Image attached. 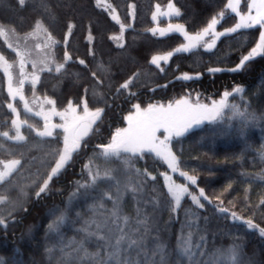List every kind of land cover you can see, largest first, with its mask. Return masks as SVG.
I'll list each match as a JSON object with an SVG mask.
<instances>
[{
  "label": "trees",
  "instance_id": "trees-1",
  "mask_svg": "<svg viewBox=\"0 0 264 264\" xmlns=\"http://www.w3.org/2000/svg\"><path fill=\"white\" fill-rule=\"evenodd\" d=\"M106 1L116 10L120 23L127 27L123 34V47L114 40L122 32L120 24L112 20L97 0H26L23 7L18 0H0V26L4 29L23 37L33 33L34 25L41 21L51 36L60 42L52 49L56 64L64 63V40L69 26L74 25L66 46L72 59L65 63L61 72H55V68L51 72L45 70L36 85L25 84L24 99L35 94L54 100L58 111L67 109L69 102L81 105L82 100L87 99L90 109H104L100 120L81 142L79 151L73 153L70 165L53 178L46 193L37 197L35 192L53 162L49 153L63 148V133L57 131L53 137H37L27 125L42 129L43 119L34 112L25 111L24 102L20 99H11L6 76L0 71V131L13 132L11 120L15 115L8 109V103H13L21 120L27 121L21 129L27 138L26 143L0 137V160H22V167L9 178L11 184H0V197H7L6 202L0 204V219L5 222L0 225V260L3 264H65L69 260L67 254L71 252L74 264H95L94 259L72 252L67 245L74 240H83L84 234L80 230L84 221L99 219L89 208L93 203L90 197L69 202L77 184L88 179L85 166L100 151L96 145H106L110 141L114 132L124 126L126 115L134 110L135 105L172 103L188 97L209 101L229 92V105L234 104L241 111L253 113L255 120L245 123L229 107L224 110L223 122L204 123L198 130L183 137L174 136L172 140L180 169L194 176L196 184L191 185L178 173L175 177L188 185L194 195L203 190L208 197L207 201L200 198L204 208L197 207L186 196L179 208L172 211L166 203L164 177L170 171L167 165L147 153L142 160L132 158L135 167L141 171L146 168L155 176V180L148 179L145 194L158 196L160 201L155 211L151 205L146 206L151 223L146 251L154 264H175L179 241L191 231L192 242L203 244L202 264L218 256L217 253H226L236 244L242 249V256L248 264H264V236L259 233V229L264 228V203H261L264 201V55L246 62L238 71H231L240 63L242 56L248 55L256 46L260 27L223 36L211 50L200 47L190 52L175 53L168 63L158 68L151 63L152 58L174 52L184 38L174 31L153 35L151 30L157 25L153 21V13L157 5L164 6L173 1L181 12L180 16L170 21L162 20L159 25L181 24L188 33L196 34L221 11L226 15L219 24L220 30L236 24L235 14L226 8L227 0ZM0 55L10 63L18 60L16 52L8 47L3 36H0ZM81 59L87 68L78 63ZM216 68L221 71H210ZM92 72L96 73L95 78ZM136 73L139 76L129 89H120ZM184 74H195V77L179 79ZM97 79L102 83L97 84ZM237 87L243 88L242 94L235 93ZM85 89H88L87 95ZM93 89L99 94L94 96ZM36 141H42V148L29 150ZM33 157L43 158L44 163L33 160ZM153 185L155 192L152 191ZM106 207L110 209L111 203L106 202ZM136 207V203L127 196L121 204L122 213L132 222ZM221 207L228 211L221 213L218 210ZM57 210L65 212L66 220L59 232H50L48 226ZM191 212L199 216L194 228L187 226V221L192 219ZM232 213L241 219L234 220ZM247 220L256 227L249 228L245 223ZM157 244L164 245L165 262H161L160 256L152 255ZM50 248L51 252L48 251ZM85 248L89 253L98 252L101 257L106 256V250L98 248L97 241L92 238L85 242ZM140 258L144 264V257L140 255Z\"/></svg>",
  "mask_w": 264,
  "mask_h": 264
},
{
  "label": "snow or ice",
  "instance_id": "snow-or-ice-1",
  "mask_svg": "<svg viewBox=\"0 0 264 264\" xmlns=\"http://www.w3.org/2000/svg\"><path fill=\"white\" fill-rule=\"evenodd\" d=\"M99 2V0H98ZM26 0H18V4L23 7ZM240 0H227L226 8L234 13L235 16L239 17V22L233 27L227 28L222 32L216 31V25L219 23L218 18H223L225 12L221 11L217 16H213L210 23L202 29L201 32L192 35L187 32L181 24L170 25L169 30L181 33L184 35L187 43L176 48L175 53L190 52L195 48L200 46L206 47L207 50H211L215 44L216 40L221 36L230 35L236 33L241 28H251L254 25H260L264 28V0H252V3L247 6L248 10L246 13H241L239 11ZM111 8V5H109ZM134 8V5L132 6ZM168 8L172 14L175 16H180L181 12L175 7L173 3L168 5ZM107 10V9H106ZM157 10H159V5H157ZM253 11L255 14L253 15ZM110 15L112 19L117 23H120L118 14L114 8L111 9ZM155 19V16L153 17ZM74 25L69 26V31L65 37L64 45V63H59L56 65L54 71L59 73L64 69L65 63L72 59L71 55L67 52V38L71 35V28ZM121 31L125 30V25L120 24ZM35 31H44L47 36V41L45 47L54 49L60 42L55 40L51 36V33L47 31L41 21H38L34 25ZM14 31V30H13ZM153 35L156 34V30H151ZM161 35H165L164 30H160ZM7 32L0 26V36H6ZM211 36V40L205 42L204 38ZM91 39V37H90ZM118 39V38H117ZM123 47V44L118 45ZM8 47L16 52L19 56V83L18 86H14L13 83V65L8 62L4 55H0V71L7 77V91L8 95L15 100L17 96L24 102V110L27 112H32V108L29 107L28 102L24 99L22 88L24 81L28 79L25 75V58L24 54L20 53L17 49L13 48L11 44ZM37 47H40L37 45ZM90 54L94 55L91 52ZM173 52H169L166 56H154L151 60L153 65L160 67L159 62L164 60L165 62L171 58ZM264 55V32L259 35V42L248 55L242 56L240 63L231 71H238L245 66V63L254 59L256 56ZM44 67L41 71H53L52 68L48 67L46 60L41 61ZM79 64L84 65L87 68V64L84 60H79ZM103 71V65H99ZM33 68H36V63L33 62ZM163 71V69H160ZM210 71L218 72L221 69H210ZM32 75L31 83L34 86L39 81V76L35 74ZM92 76L95 78L96 73L92 72ZM139 73L134 74L125 83L120 86V89H129V85L136 80ZM194 77L189 74H184L179 77V79L189 80ZM97 84L102 83L97 79ZM166 87V86H165ZM117 89V92L120 91ZM85 95H87L88 89H85ZM236 94H242L243 88H235ZM99 93L96 89H93V95L96 96ZM224 99L218 103L214 102L212 107L207 105L196 104L195 106L190 104L187 99L178 100L175 105L169 104L167 107L160 105H150L146 109L141 110L139 105H135L136 113L135 115H129L127 117L128 127L125 129H120L116 131L111 142L106 145H96L100 151L90 158L89 164L85 167L88 172V179L83 183H78L76 190L73 192L72 197H70V203L74 199L88 198L93 200V203L89 205L90 210L93 212L94 216H98L99 219H92L84 221V227L80 230L84 234V238L81 241H72L67 247L72 249V252L83 253L85 257L89 259H94L95 264H139V261L128 255L129 252H134L136 255H142L144 257V264H154L152 258L149 256L148 251H146V239L151 232V223L147 205L152 206V211L156 210L159 205L158 196H148L145 194V187L147 186L148 179L155 180V176L145 168L141 171L139 168L135 167V162L133 157L138 160L144 159L145 154L153 155L154 158L160 159L166 163L168 169L171 173H178L180 177H184L191 185L196 184V178L194 176L188 175L186 172L180 169V162L177 156L168 147L165 140H161L156 133L163 129L167 133L165 139H170L173 136L183 137L190 130H194L196 127L204 124L206 121L208 123H220L223 122L224 110L231 108L235 116L244 119L245 123L249 120H255L256 116L253 113H248L241 111L236 105H229L227 103V98L230 93L225 92ZM46 103L53 106V111L55 101L46 98ZM82 106V115H77V110ZM8 109L15 115V119L11 120L12 134L9 131H0V137H3L7 141H14L16 143H26L27 138L22 134L21 127L27 124V121H22L20 119V113L13 103L7 104ZM40 112L34 113L35 115H41ZM104 109L96 108L92 111L88 107L87 99H83L81 105H73L69 102L67 109L64 112H56L55 114L60 116L61 120L64 121L62 124H50L48 117L44 116V126L43 129H34L33 125L28 124L30 129L35 131V135L40 138L53 137V130L55 128H62L64 135L63 148L55 151L54 153H49L52 155V164L49 168L47 176L41 181L35 195L39 197L41 194L46 193L49 190V184L52 182L53 178L58 177L66 166L70 165L72 161V156L74 152H78L81 148V142L84 137L92 130L93 125L100 120ZM2 147V145H0ZM84 147H87L85 144ZM31 148H42V141H36L35 144L31 145ZM23 156V153H21ZM33 160H39L40 163H44L43 158L33 157ZM99 161V163H97ZM0 184L5 182L11 184L13 173L18 172V169L22 167V160L19 158H13L8 161L0 160ZM165 188L167 190L166 195L168 200L166 201L168 207L172 211H176L181 201L187 196L190 197L193 204L199 208H204V204L201 203V197L204 200H208L203 190L199 191L198 195H194L189 191V186L185 184H178L172 177L165 174ZM83 190V191H81ZM155 185L152 186V191L155 192ZM23 190L21 189V192ZM130 197L137 205L136 216L134 222L124 215L121 210V204L125 197ZM7 197H0V204H4ZM106 202L111 203L112 207L109 209L106 207ZM210 202V201H209ZM264 203V201H261ZM15 208V205H13ZM26 210V209H24ZM221 213H226L228 210L226 208L218 209ZM54 219L51 224H49L50 232H59L60 226L66 220V214L63 211L57 210L53 213ZM79 216V213H77ZM234 220L241 219L236 215V213L231 214ZM192 219L187 221V226L189 228L196 227V221L199 216L195 212H191ZM5 222L0 219V225ZM249 228H254L256 225L253 224L251 220L245 222ZM261 236H264V228L259 229ZM192 232L189 231L182 243L181 255L186 257L188 260H192L193 257L197 255H203L202 252L194 251L193 249H202L203 244H193L192 242ZM92 238L97 241V247L106 250V256L101 257L100 253H89L85 248V242ZM200 239L203 241L204 237L201 235ZM49 252L52 249H48ZM228 258L230 264H245L242 258V249L238 244L234 245L232 248L227 250ZM153 256H160L161 261L164 256V245L157 244L156 248L152 250ZM217 255H223V253H217ZM67 256L69 260L65 264H74L72 259V253H68ZM78 258V257H77ZM0 264L3 261L0 260ZM251 264V262H249Z\"/></svg>",
  "mask_w": 264,
  "mask_h": 264
},
{
  "label": "rangeland",
  "instance_id": "rangeland-1",
  "mask_svg": "<svg viewBox=\"0 0 264 264\" xmlns=\"http://www.w3.org/2000/svg\"><path fill=\"white\" fill-rule=\"evenodd\" d=\"M97 3L102 7L104 8L105 10L107 9V11L111 12V9L113 8L111 6V8L109 7V3L106 1V0H97ZM170 3H173V1H170L168 4L164 5V6H161L159 5V10H157V6L155 7V10H154V13H153V17L155 16V19H153L154 23H156L157 25L152 29V30H156V33L161 35L160 34V30H164L165 33L167 31H171L169 30V26L170 25H175L174 23H169L167 26H161L159 25L160 21L162 20H167V21H170L171 19L177 17L175 16L174 14H172L168 8V5ZM252 3V0H240V5H239V11L243 14V13H246L248 8L247 6L250 5ZM174 4V3H173ZM175 5V4H174ZM176 7V6H175ZM177 8V7H176ZM228 11L230 12V10L228 9ZM231 13V12H230ZM117 14V12H116ZM234 14V13H232ZM255 14V12L253 11V15ZM226 15V13H225ZM111 16V15H110ZM119 17V16H118ZM112 18V16H111ZM237 18V21L236 23L239 22V17L236 16ZM219 19V23L216 25V31L217 32H222L224 31L223 30H220L218 27H219V24L220 22L222 21L223 18H218ZM113 20V19H112ZM115 21V20H113ZM120 21V20H119ZM116 22V21H115ZM121 24V23H119ZM259 26L260 27V33L261 32H264V28H261L260 25H254L253 27L251 28H255ZM127 27H125V30L121 32L120 35L114 37V40L116 41V44L120 45L123 43V34L124 32L126 31ZM244 29H250V28H241L240 30H244ZM6 32H7V35L6 36H3L5 38V40L7 41L8 44H11L13 48L17 49L20 53H23L24 54V58H25V61H26V64H25V75L28 77V79H26L24 81V85H23V88H22V93H23V96L25 98V95H24V86L25 84H31V79H32V75L34 72L35 74H37L39 76V79H40V74H41V69L44 67V64L41 63V61H44L46 60L47 64H48V67L50 68H55L56 67V63L54 61V58H53V54H52V49L51 48H47L45 47V43L47 41V36L45 34L44 31H34L33 33L27 35V36H23V37H20V36H16L15 34H13L10 30L8 29H5ZM152 32V31H151ZM178 33V32H176ZM180 34L181 36H183L184 38V42L180 45H184L187 43V40L185 39L184 35H182L181 33H178ZM190 34V33H189ZM197 34V33H196ZM192 35H195V34H192ZM223 36L219 37L216 41L220 40ZM118 38V39H117ZM205 42H208L211 40V36L209 37H205L204 38ZM258 42H259V39H258ZM257 42V43H258ZM37 45H39L40 47H37ZM179 46V47H180ZM200 47H204L203 45L200 46ZM198 47V48H200ZM198 48H195L193 50H196ZM206 48V47H205ZM175 54V51L173 52ZM173 54V55H174ZM167 54H164V55H158V56H166ZM172 55V56H173ZM171 56V58H172ZM171 58L169 60H167L166 62L164 60H161L159 62L160 66L163 64V63H168ZM18 62H19V56H18V60L14 63H11L13 65L12 67V73H13V83H14V86H18V83H19V79H20V75H19V65H18ZM33 62L36 63V68L34 69L33 68ZM10 63V62H9ZM193 77H195V74L191 75ZM6 83H7V77H6ZM37 84V83H36ZM35 84V85H36ZM12 99V98H11ZM16 99H19V96L16 97ZM15 99V100H16ZM184 99H187L188 102L192 105H196V104H200V105H207L209 107H212L213 103L216 102L218 103L219 101L223 100L224 99V95H222L221 97L217 98V99H214V100H209V101H206V100H203L201 98H198V97H188V98H184ZM13 100V99H12ZM13 100V101H15ZM182 100V99H181ZM26 101L28 102V105L30 108H32V112L36 113V112H40L41 109L43 110L41 115H38L40 116L43 121H44V116H47L48 117V121L50 124H62L64 121L61 120L60 116L56 115L55 113L56 112H64V111H58L55 106H54V109L55 111H53V106L52 105H49L48 103H46V99H43V98H40L38 97L37 95L33 94L30 98L26 99ZM177 102V101H176ZM176 102H172V103H151V104H148L146 106H140L141 110L143 109H146L148 106L150 105H156V106H160V105H163L165 107H167V105L169 104H172V105H175ZM230 102V95L229 97L227 98V103L229 104ZM90 109V108H89ZM92 111H95L96 109H90ZM136 113V108H134V110L132 112H130L129 114L126 115L125 117V124L123 127L117 129L116 131L120 130V129H125L127 128L129 125H128V120H127V117L129 115H135ZM77 115H82V106L80 108H78L77 110ZM15 119V118H14ZM21 119V118H20ZM23 121V120H22ZM45 123V121H44ZM205 123H208L207 121ZM24 126V125H23ZM22 126V127H23ZM21 127V129H22ZM43 129V128H42ZM57 131H60L63 133V129L62 128H55L53 130V135L56 134ZM116 131L114 132V134L112 135L110 141L108 143L111 142L112 138L114 137ZM64 133H63V139H64ZM156 135L161 139V140H165V143H167L168 147L171 149V151L173 152V149H172V140H173V137L170 138V139H165L167 137V133L163 130V129H160ZM107 143V144H108ZM64 146V145H63ZM174 153V152H173ZM154 155V154H153ZM94 157V156H93ZM97 163H99V161H97ZM165 163V162H164ZM166 164V163H165ZM0 169H2V165H0ZM170 170V169H169ZM175 174L176 173H171V171H169V173H167V175L171 176L172 177V180H174L176 183L180 184L182 182H180L176 177H175ZM164 182H165V179H164ZM183 184V183H182ZM182 202V201H181ZM185 236H183L180 241H179V244H178V251H177V255H176V262L175 264H202L200 262V255H197L195 257L192 258V260H188L186 257L182 256L180 253H181V247H182V243H183V240H184ZM194 244V243H193ZM195 245V244H194ZM194 251H198V252H201V249H193ZM132 258H134L135 260L139 261V264H143V261H141V258L140 256L134 254V255H130ZM243 258V256H242ZM167 260L166 257H163V261L165 262ZM244 260V258H243ZM245 261V260H244ZM162 262V261H161ZM109 263H112V262H109ZM164 264V263H163ZM206 264H230V260L228 258V253H224L223 255H218L216 257H214L213 259L209 260ZM245 264H248L246 261H245Z\"/></svg>",
  "mask_w": 264,
  "mask_h": 264
},
{
  "label": "water",
  "instance_id": "water-1",
  "mask_svg": "<svg viewBox=\"0 0 264 264\" xmlns=\"http://www.w3.org/2000/svg\"><path fill=\"white\" fill-rule=\"evenodd\" d=\"M203 126V124L202 125H200L199 127H196L194 130H190L188 133H190V132H192V131H195V130H198L199 128H201ZM90 133V132H89ZM88 133V134H89ZM87 136H85L84 138H86Z\"/></svg>",
  "mask_w": 264,
  "mask_h": 264
}]
</instances>
